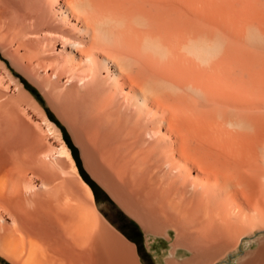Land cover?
<instances>
[{"label":"bare ground","instance_id":"bare-ground-1","mask_svg":"<svg viewBox=\"0 0 264 264\" xmlns=\"http://www.w3.org/2000/svg\"><path fill=\"white\" fill-rule=\"evenodd\" d=\"M0 21L1 47L32 48L59 88L92 173L145 228L174 230L167 264H189L179 247L213 264L244 238L256 247L238 264H264V0H0ZM23 114L0 109V250L141 264L119 235L69 233L74 185Z\"/></svg>","mask_w":264,"mask_h":264},{"label":"rangeland","instance_id":"rangeland-1","mask_svg":"<svg viewBox=\"0 0 264 264\" xmlns=\"http://www.w3.org/2000/svg\"><path fill=\"white\" fill-rule=\"evenodd\" d=\"M3 24V21H0V36L4 30ZM1 46L2 44H0V109L21 110L24 113V121L29 122L35 128L36 135L39 134L37 138L44 139L43 141H45L47 148L50 150L52 170L58 174L56 175L57 177L59 176L56 181L59 180V183L64 182L63 180L65 179L72 181L71 183L74 187L70 185V188L72 187L73 190L75 188L76 191L71 188V192H65L64 202L61 200L64 203V209L61 208L62 203H60V208L63 211H65L66 207L70 210V205L75 207L70 210L69 214L71 216L67 215L66 227L69 233L79 238L84 235V241L91 240L94 234L108 235L113 238L119 235L126 242L134 245L135 254L141 264H167V259L171 257L170 251L173 250L174 230L170 229V239L164 235L166 230L158 233L153 232L150 228H145L141 220L128 211L92 173L85 160L84 147L77 140L73 121L66 114L61 100L55 93L56 91L58 92L59 88H55L56 91L52 90L51 86H49L50 82L47 80L48 83L46 79L41 82L36 76L37 74H35L36 70H33V67H30L32 65L27 63V56L33 53L31 51L32 48L29 51L27 50L29 54L26 53V50L20 48L18 51L19 55H17L20 58L19 61L18 58L15 59L14 53V58H12L13 56L11 57L6 48ZM24 51L26 54L24 53L25 55L23 56L28 54L26 58L21 57ZM16 60L19 62H14ZM67 138H69L70 143H68ZM70 144L76 146V153L82 166L81 169ZM82 170L85 175L82 174ZM89 182H93L95 188ZM88 186L91 188L92 193H90ZM86 192H89V195ZM70 193L74 194L71 195ZM90 195L91 197L89 198ZM67 201L72 203L68 204ZM75 231L79 234H76ZM21 244V241L16 239L11 244L15 248L13 246L11 248H14L13 250L16 253L22 254L23 248ZM250 246L256 247V244L252 240L244 238L238 250L229 251L226 255L219 256V259L215 258L213 264H238L244 251L248 250ZM192 255L191 250L179 247L175 261L177 262L178 260V263L180 261L183 263V261L189 259V264H200L191 259ZM22 256L23 260H26L27 254L25 251ZM0 264L21 263L13 255L0 250Z\"/></svg>","mask_w":264,"mask_h":264},{"label":"trees","instance_id":"trees-1","mask_svg":"<svg viewBox=\"0 0 264 264\" xmlns=\"http://www.w3.org/2000/svg\"><path fill=\"white\" fill-rule=\"evenodd\" d=\"M67 141H68V143H70L69 138H67ZM70 147L72 148V151H73V153H74V155H75V157H76V159H77V163H78V165H79V167H80V169H81L82 166H81V163H80V161H79L78 154L76 153V146L70 144ZM82 174H84L83 170H82ZM84 175H85V174H84ZM89 183H90V185H91L93 188H95V185H94L93 182H89Z\"/></svg>","mask_w":264,"mask_h":264}]
</instances>
